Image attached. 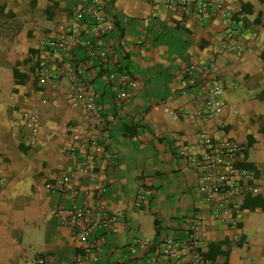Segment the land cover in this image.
Here are the masks:
<instances>
[{"label": "crops", "instance_id": "obj_1", "mask_svg": "<svg viewBox=\"0 0 264 264\" xmlns=\"http://www.w3.org/2000/svg\"><path fill=\"white\" fill-rule=\"evenodd\" d=\"M107 1L114 23L107 55L98 60L84 48L74 55L101 94L100 119L68 103V82L56 70L47 85L38 82L40 41L56 36L86 0H0V158L7 176L0 187V264H37L40 254L46 264H75L83 250L78 227L51 209L96 202L84 192L90 178L76 170L88 137L104 146L97 162L107 185L104 209L118 216L96 232L103 237L89 264H148L153 256L155 264H191L186 254L178 263L169 260L160 247L165 238L184 237L199 217L206 222L199 233L205 264H264V0H225L228 21L182 17L164 0ZM233 20L257 33L242 34L239 57L221 46ZM211 60L216 68L208 84L225 87L222 118L229 136L246 148L258 187L245 195L234 225L214 216L200 191V170L181 152L200 130L216 125V118L198 116L204 100L188 80L191 62ZM51 63L59 65L56 57ZM112 70L139 83L124 108L118 82L107 75ZM33 109L40 113L36 130L25 115ZM72 145L77 159L67 150ZM66 174L71 182L60 190ZM139 238L157 247L131 251Z\"/></svg>", "mask_w": 264, "mask_h": 264}, {"label": "built area", "instance_id": "obj_2", "mask_svg": "<svg viewBox=\"0 0 264 264\" xmlns=\"http://www.w3.org/2000/svg\"><path fill=\"white\" fill-rule=\"evenodd\" d=\"M165 6L182 15V17L196 16L201 21L206 18L222 15L225 20H232L225 11V0H164ZM107 0H86L81 6L71 11V19L61 25L56 36H47L40 41V56L38 58V82L45 86L57 71V76L67 80L66 98L72 107L80 105L86 107L95 116L102 119L101 94L89 78L88 71L83 65L74 61L75 51L78 48L87 49L92 57L98 60L108 53L106 44L107 35L113 30L114 23L110 19ZM234 23V24H233ZM232 25L224 32L225 39L221 46L225 51L242 56V34L253 32L250 28ZM56 57L59 65L53 67L51 60ZM102 61L98 63V70L102 67ZM216 68L214 61L206 64L191 62L188 65V80L191 86L198 87V97L203 98V110L197 112L204 119L216 118L215 127L206 126L198 132L197 139L193 143L182 147V154L188 155L203 176L200 191L212 204V213L215 217L228 224H237V212L241 209L245 195L252 191H258L255 186V172L247 166L248 154L243 145L229 136L227 123L222 118L226 109L224 99L225 87L216 83L209 85L212 71ZM108 78L116 80L119 85L117 96L120 106L133 97V89L139 86L125 70H112L107 73ZM48 98L42 99L46 103ZM236 110V109H235ZM237 111V110H236ZM195 114V113H194ZM26 120L33 130H36L40 121V113L33 109L26 112ZM86 151L83 153L76 170L87 175L91 185L85 189V193L95 198V203L81 206L77 203L67 207L55 205L51 212L57 215L62 222L78 227V234L83 240V250L77 254L75 264H89L94 251L100 247L102 235L96 234L100 229H108L117 221V214H109L104 209V196L107 193V185L100 181L97 172L98 158L105 153L104 146L95 137L85 139ZM73 158L80 155L76 146L67 147ZM71 175L62 177V186L58 189L65 190L71 182ZM7 183L4 161L0 158V187ZM56 187L47 184V190L53 191ZM78 189H73L77 194ZM206 226L202 217L196 218L194 225L188 229L182 238H165L160 247V253L169 260L178 263L182 255L189 256L191 264H205L207 260L202 254L199 242L200 231ZM153 243L149 238H139L133 245V249L149 247ZM158 256H153L148 264H155ZM37 264H46V258L40 254L37 256ZM125 264H132L127 261Z\"/></svg>", "mask_w": 264, "mask_h": 264}, {"label": "trees", "instance_id": "obj_3", "mask_svg": "<svg viewBox=\"0 0 264 264\" xmlns=\"http://www.w3.org/2000/svg\"><path fill=\"white\" fill-rule=\"evenodd\" d=\"M132 247H133V246H131V248H130L131 251L137 250V248H139V249H141V248H147V247H139V246H138L137 248L133 249ZM150 247H151V248H153V247H157V246H156V243H153L151 246H149V249H150Z\"/></svg>", "mask_w": 264, "mask_h": 264}]
</instances>
